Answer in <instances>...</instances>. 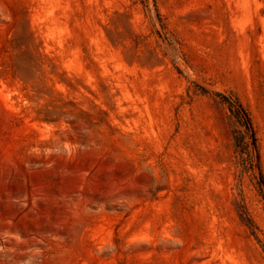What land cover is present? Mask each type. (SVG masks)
<instances>
[{
    "label": "rangeland",
    "instance_id": "1",
    "mask_svg": "<svg viewBox=\"0 0 264 264\" xmlns=\"http://www.w3.org/2000/svg\"><path fill=\"white\" fill-rule=\"evenodd\" d=\"M0 264H264V0H0Z\"/></svg>",
    "mask_w": 264,
    "mask_h": 264
},
{
    "label": "trees",
    "instance_id": "2",
    "mask_svg": "<svg viewBox=\"0 0 264 264\" xmlns=\"http://www.w3.org/2000/svg\"><path fill=\"white\" fill-rule=\"evenodd\" d=\"M239 106L237 107V111L238 113L242 116V118L244 119V121L247 123L249 129L252 131V125H251V120L249 118L248 113L246 112V110L242 107V105L238 104ZM235 107V104L232 103L231 104V108ZM254 146L256 147V142L254 141Z\"/></svg>",
    "mask_w": 264,
    "mask_h": 264
}]
</instances>
